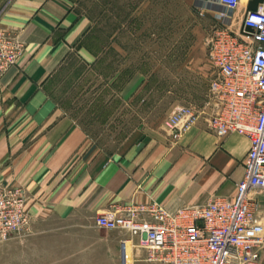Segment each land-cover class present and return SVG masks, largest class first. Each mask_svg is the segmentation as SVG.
<instances>
[{
    "label": "crops",
    "instance_id": "obj_1",
    "mask_svg": "<svg viewBox=\"0 0 264 264\" xmlns=\"http://www.w3.org/2000/svg\"><path fill=\"white\" fill-rule=\"evenodd\" d=\"M91 24L72 0H0V27L23 45L0 74V185L24 188L33 220L31 235L0 246L12 264H123L120 240L130 235L99 228V214L113 205L155 201L175 211L232 199L245 176L249 137H219L205 115L178 140L162 123L138 128L113 151L101 147L47 89ZM251 196L264 216V190ZM129 251L127 264H158L141 247Z\"/></svg>",
    "mask_w": 264,
    "mask_h": 264
},
{
    "label": "built area",
    "instance_id": "obj_2",
    "mask_svg": "<svg viewBox=\"0 0 264 264\" xmlns=\"http://www.w3.org/2000/svg\"><path fill=\"white\" fill-rule=\"evenodd\" d=\"M204 1L232 14L242 4V0ZM208 43L217 73L207 100L200 107H175L164 127L178 140L205 115L219 137L248 136L245 176L232 199L214 197L175 211L155 201L113 205L99 214V228L130 235L120 240L123 264L129 262L132 246L145 249V260L158 264H262L264 216L251 193L264 190V0L255 9H245L238 32L229 26L218 28ZM22 46L16 35L0 29V74L17 62ZM27 201L24 188L0 185V244L33 233ZM133 237L140 242H133Z\"/></svg>",
    "mask_w": 264,
    "mask_h": 264
},
{
    "label": "rangeland",
    "instance_id": "obj_3",
    "mask_svg": "<svg viewBox=\"0 0 264 264\" xmlns=\"http://www.w3.org/2000/svg\"><path fill=\"white\" fill-rule=\"evenodd\" d=\"M72 2L92 24L47 89L109 151L138 128L164 125L177 106L205 103L217 73L208 41L218 28L238 32L250 8L247 0L235 15L204 0ZM1 250L0 264H12V251Z\"/></svg>",
    "mask_w": 264,
    "mask_h": 264
},
{
    "label": "trees",
    "instance_id": "obj_4",
    "mask_svg": "<svg viewBox=\"0 0 264 264\" xmlns=\"http://www.w3.org/2000/svg\"><path fill=\"white\" fill-rule=\"evenodd\" d=\"M260 1H263V0H250V2H249V7H250L251 9H255L256 6H257V3L260 2Z\"/></svg>",
    "mask_w": 264,
    "mask_h": 264
},
{
    "label": "water",
    "instance_id": "obj_5",
    "mask_svg": "<svg viewBox=\"0 0 264 264\" xmlns=\"http://www.w3.org/2000/svg\"><path fill=\"white\" fill-rule=\"evenodd\" d=\"M210 3H214V2H210ZM215 4H217V3H215ZM218 5H219V4H218ZM220 6H221V5H220ZM221 8H222L221 10H224V11L226 10L227 13L232 14V12H231L230 10L228 11L226 8H224V7H222V6H221Z\"/></svg>",
    "mask_w": 264,
    "mask_h": 264
},
{
    "label": "bare ground",
    "instance_id": "obj_6",
    "mask_svg": "<svg viewBox=\"0 0 264 264\" xmlns=\"http://www.w3.org/2000/svg\"><path fill=\"white\" fill-rule=\"evenodd\" d=\"M242 2H243V0H242Z\"/></svg>",
    "mask_w": 264,
    "mask_h": 264
}]
</instances>
